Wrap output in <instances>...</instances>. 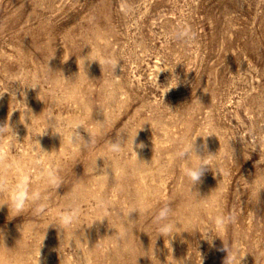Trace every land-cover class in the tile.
Returning a JSON list of instances; mask_svg holds the SVG:
<instances>
[{
	"label": "rangeland",
	"instance_id": "1",
	"mask_svg": "<svg viewBox=\"0 0 264 264\" xmlns=\"http://www.w3.org/2000/svg\"><path fill=\"white\" fill-rule=\"evenodd\" d=\"M93 48L119 61L115 72L86 61ZM33 78L40 87L26 86ZM17 108L35 114L29 130ZM57 118L82 120L76 131L88 141L89 127L94 143L63 142ZM9 120L24 142L10 159L35 179L40 142L60 185L32 184L42 213L0 208V264H224V244L241 264H264V0H0V123ZM118 140L126 147L109 152ZM194 140L212 168L192 187L175 153ZM74 189L79 219L62 230L51 223ZM164 206L176 225L166 237L153 222ZM230 216L222 238H203Z\"/></svg>",
	"mask_w": 264,
	"mask_h": 264
},
{
	"label": "clouds",
	"instance_id": "2",
	"mask_svg": "<svg viewBox=\"0 0 264 264\" xmlns=\"http://www.w3.org/2000/svg\"><path fill=\"white\" fill-rule=\"evenodd\" d=\"M184 34L187 35L186 33ZM85 59L88 62L99 61L102 69L104 68V66L107 65L110 66L114 72L119 62L114 61L112 58H101L100 55L97 54L95 48L92 49L89 56ZM174 79L177 80V78L173 76L170 83L166 87H164L167 89V91L177 86L178 82L173 83ZM157 84L160 85V83L158 82V78ZM26 86L36 89L37 87H40V82L36 78H33L32 82ZM113 96L114 92L110 86L105 95L106 102L111 101L113 99ZM99 106L103 108V105ZM16 110H19L21 113L20 122L24 123L29 130L28 121L30 120L32 124L33 115L35 114L29 112L27 108H17ZM51 117L52 113H49L47 118L48 123ZM82 125L86 126L85 123L79 119L70 121L67 124H62V122L57 118L53 132L59 133L63 138V142L67 141L69 144H82L83 146L93 144L94 135L89 127L88 130L90 132V139L88 141H85L76 131ZM47 129L48 126L45 128L43 133H45ZM135 138L132 142L133 150L135 145ZM195 140L189 143L182 144V146L175 153L176 158L182 162L180 169L181 173L184 177L191 181L192 187H194L201 181V178L206 169L208 167H211L207 156H201L194 151ZM23 143L19 141L18 135L15 132L10 120L5 123H0V165H2L4 168V173L0 175V208H3L6 205L10 213L14 212L16 215H21L31 204L34 206L33 211L39 214L45 211V208L42 204L43 197L40 192L33 190L32 184L36 183L37 181H44L49 186L57 188L60 185V181L57 177L55 170L47 167L44 159V154L49 152L41 147L40 142L39 145L34 146L33 148V156L35 157L33 163L39 169L38 176H36L35 179H33L32 174H30L24 169L21 163L16 160L10 159V152L16 148L17 144ZM126 145L127 141L124 142L118 140L115 142H109L108 150L111 153L118 154L124 149V147H126ZM137 147L142 148L143 144H140ZM194 156L199 157V159H194ZM8 173H11V179H9ZM107 205L108 201L103 199H98L96 202V206L98 208H104L107 207ZM135 210L143 211L142 208L137 207L130 209L128 212ZM79 215L80 208L78 204V196L74 189L73 195L70 199L69 211L64 212L55 217L51 224H55L59 229L66 230L79 219ZM171 216L172 209L168 206L160 208V210L156 213L153 218V222L157 226L158 235H163L166 237L171 236L174 233L176 225L170 219ZM235 219V216H230L227 218L216 217L214 220L211 221V226H209L205 232L201 233L203 238L207 239L209 243H212L214 235L222 238L221 234L224 231L225 225L229 222L234 223ZM96 220H103V218H97L94 221ZM125 238L126 232L119 231L118 239L125 240ZM224 248L227 250L228 253L224 264H237V262L241 264V260L243 257L239 256V252L234 245L224 244ZM123 251L129 253L131 251V248L128 245H125Z\"/></svg>",
	"mask_w": 264,
	"mask_h": 264
}]
</instances>
